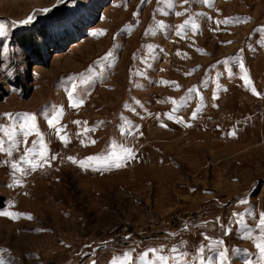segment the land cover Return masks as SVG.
<instances>
[{
	"label": "rangeland",
	"instance_id": "obj_1",
	"mask_svg": "<svg viewBox=\"0 0 264 264\" xmlns=\"http://www.w3.org/2000/svg\"><path fill=\"white\" fill-rule=\"evenodd\" d=\"M0 26V126L38 129L0 128L3 264H264V0H0Z\"/></svg>",
	"mask_w": 264,
	"mask_h": 264
},
{
	"label": "snow or ice",
	"instance_id": "obj_2",
	"mask_svg": "<svg viewBox=\"0 0 264 264\" xmlns=\"http://www.w3.org/2000/svg\"><path fill=\"white\" fill-rule=\"evenodd\" d=\"M205 2L207 3L208 0H205ZM185 3H188V0H185ZM31 17H29L28 21H24L23 23H27L30 22ZM227 22V21H226ZM191 23V22H189ZM193 28H195V25H192ZM2 27V26H0ZM241 67H243V65L241 64ZM245 79H247V77H245ZM250 83V81H249ZM254 94L259 95V93H255V90L253 89ZM70 99H72V96L70 94ZM73 106H79V102L78 101H74ZM5 116L9 119V120H14V117L12 114L10 113H5ZM169 118H171V116H169ZM23 119L27 122L30 121L31 124H19L18 122H14L11 128H7L6 126H0V128H3V130L5 131V135L8 138V143L14 148L17 147V141H16V136L18 135V130L19 131H23V134L25 136V138L32 132V131H37L38 133V129L36 128V124H35V120L36 117L34 114H23ZM56 117H53L52 119H50L48 121L50 126H54L53 125V120H55ZM4 143L5 140L3 138H0V151H6L7 154L10 156L12 154L11 152V148L9 149H5L4 148ZM94 143V141H93ZM41 147L43 148L44 145L42 144ZM45 153L44 152H37L35 149H31L28 150L26 156L24 158H22L23 162L27 163L33 170H35L37 167L42 166L39 160L34 161L33 159H31V156H39L40 159L42 160L44 158ZM131 155V150L130 149H123L122 150V155L121 156H116L115 154H112L110 156H98V157H89L87 158L89 161L95 160V161H104L108 166H115V167H120L123 165V163L125 162V160ZM72 159V158H70ZM12 168L14 171H19L22 174L24 173V169L20 167V165L16 162L12 163ZM81 166H84V162H81ZM17 183H19V181H16ZM0 215H4V216H9L13 219L17 218L18 216L22 215L20 213H10V212H0ZM29 219L31 218L30 216L28 217ZM260 227L261 229H264V218L260 219ZM261 254L262 257H264V238H262L261 242L258 243L256 245ZM152 253H156L157 250L152 249L150 250ZM176 249H173V252H176ZM183 256V254H181ZM148 256V253H144L141 256V262L142 264H144L146 257ZM220 257H221V264H224V261L227 259L225 256L224 252L220 253ZM170 258L169 257H165V256H157V260L155 261H150L147 262V264H168V260ZM0 264H3V261L0 260ZM93 264H95V262H93ZM113 264H132V257H131V253H126L124 255L123 258H120L119 260H115L113 261Z\"/></svg>",
	"mask_w": 264,
	"mask_h": 264
},
{
	"label": "built area",
	"instance_id": "obj_3",
	"mask_svg": "<svg viewBox=\"0 0 264 264\" xmlns=\"http://www.w3.org/2000/svg\"><path fill=\"white\" fill-rule=\"evenodd\" d=\"M261 109L257 110V113H261ZM51 172V169H39L37 171L32 172L33 176H38V177H42V176H46L48 177L49 173Z\"/></svg>",
	"mask_w": 264,
	"mask_h": 264
},
{
	"label": "trees",
	"instance_id": "obj_4",
	"mask_svg": "<svg viewBox=\"0 0 264 264\" xmlns=\"http://www.w3.org/2000/svg\"><path fill=\"white\" fill-rule=\"evenodd\" d=\"M6 206V199L5 197L0 195V210L4 209Z\"/></svg>",
	"mask_w": 264,
	"mask_h": 264
},
{
	"label": "crops",
	"instance_id": "obj_5",
	"mask_svg": "<svg viewBox=\"0 0 264 264\" xmlns=\"http://www.w3.org/2000/svg\"><path fill=\"white\" fill-rule=\"evenodd\" d=\"M43 159L47 160L48 158H43ZM43 159H42V160H43ZM42 160L39 158V161H42ZM45 160H44V161H45ZM85 160H88V159L86 158ZM126 160H128V158H127ZM126 160H125V161H126ZM92 161H94V160H92ZM92 161H89V162H92ZM96 162H97V161H96ZM3 210H4V209H3ZM3 210H0V212H4Z\"/></svg>",
	"mask_w": 264,
	"mask_h": 264
}]
</instances>
